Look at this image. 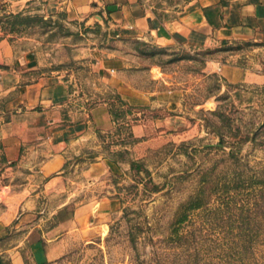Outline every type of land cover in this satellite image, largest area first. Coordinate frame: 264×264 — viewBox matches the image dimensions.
Here are the masks:
<instances>
[{
  "label": "rangeland",
  "instance_id": "1",
  "mask_svg": "<svg viewBox=\"0 0 264 264\" xmlns=\"http://www.w3.org/2000/svg\"><path fill=\"white\" fill-rule=\"evenodd\" d=\"M176 1L181 0L154 3L161 7ZM5 8L0 9L1 29L16 51L35 56L24 81L59 70L77 103L95 107L103 118L109 112L114 119L117 112V124L138 118L144 127L141 136L72 151L66 189L59 195L67 197V204L53 215L50 209L57 206H47L36 219L43 229L62 221L51 233L60 234L58 253L47 262L27 253L26 264H264V242L243 261L226 255L243 231L240 196L233 176L216 178L224 152L204 147L219 141L216 130L224 121L216 110L230 116L232 134L240 126L244 135L264 120V40L232 37L202 46L161 45L152 38L119 36L97 21L70 18L64 10L48 14L40 10L39 0L20 13ZM98 57L112 61L117 70L109 73H122L129 93L100 82ZM167 117L170 121L163 123ZM242 152L252 164L264 165V147L247 142ZM217 161V169L207 173L212 179L198 172ZM14 180L23 181V175ZM198 197L200 205L193 206ZM102 198L115 201L101 204ZM180 216L182 222L172 225ZM17 223L7 227L1 242L2 264H12L9 249L27 233ZM140 223L151 227H144L134 243L132 228ZM177 230L185 236L180 245L171 237ZM260 231L264 237V228Z\"/></svg>",
  "mask_w": 264,
  "mask_h": 264
},
{
  "label": "crops",
  "instance_id": "2",
  "mask_svg": "<svg viewBox=\"0 0 264 264\" xmlns=\"http://www.w3.org/2000/svg\"><path fill=\"white\" fill-rule=\"evenodd\" d=\"M35 1L0 0V9L6 6L4 10L20 13ZM154 1L39 0L40 10L48 14L64 10L70 18L97 21L119 36L152 38L161 45L202 46L232 37L264 40V0H181L161 7ZM208 7L215 8V23L205 13ZM34 62V54L16 51L9 34L0 27V246L1 237L15 219L16 227L27 230L24 240L9 249L12 264H26L27 253L37 262L56 257L60 234L51 233L62 221L43 229L36 219L44 216L47 206H57L49 207L53 215L67 204V197L59 195L66 189V162L73 150L144 134L139 132L144 127L138 118L131 124L128 120L117 124L109 112L103 118V113L96 115L95 107L89 110L77 103L59 70L24 81L23 73L32 70ZM97 66L102 84L129 93L130 85L122 73H109L117 70L111 60L98 57ZM250 77L263 79L261 75ZM124 98L130 99L128 95ZM20 175L23 181H15ZM112 201L102 198L100 203ZM78 212L76 209L74 214ZM0 260L2 264V256Z\"/></svg>",
  "mask_w": 264,
  "mask_h": 264
},
{
  "label": "trees",
  "instance_id": "3",
  "mask_svg": "<svg viewBox=\"0 0 264 264\" xmlns=\"http://www.w3.org/2000/svg\"><path fill=\"white\" fill-rule=\"evenodd\" d=\"M205 13L211 23H215L212 18V14L215 13L214 7L205 8ZM1 66V65H0ZM122 113H126V110H122ZM218 116L224 121L223 127H219L218 131L219 141L216 143L205 144V148L209 149H221L224 152L222 167L216 178L227 180L231 175L233 176V186L237 189L240 196V211L238 214V225L243 231L238 233L231 244L228 246L226 255L231 258L245 260V257L255 250L256 246L264 242V237L261 236V231L264 228V165L261 163L252 164L250 158L243 154L244 145L247 142L252 143L255 147H264V120L249 130L246 134H240V126L235 128V133L232 134L233 128L230 126V116L223 110L215 111ZM114 120L118 121V113L113 112ZM232 135V139L228 138ZM67 164V162H66ZM218 161L209 168L200 169L198 172L203 173L204 177L212 179L208 171L214 172L217 169ZM206 172V173H205ZM202 197H198L193 206H199ZM183 212L181 213V215ZM183 216L173 221L172 225L182 222ZM57 221V220H56ZM150 228L151 226H144V224L135 225L132 228V241L137 243L141 237L143 228ZM177 229V228H176ZM175 244H179V240L185 238L183 234L175 231L171 236ZM5 236L1 237V242Z\"/></svg>",
  "mask_w": 264,
  "mask_h": 264
},
{
  "label": "built area",
  "instance_id": "4",
  "mask_svg": "<svg viewBox=\"0 0 264 264\" xmlns=\"http://www.w3.org/2000/svg\"><path fill=\"white\" fill-rule=\"evenodd\" d=\"M218 69H219V70H221V69H222L221 65H219V66H218Z\"/></svg>",
  "mask_w": 264,
  "mask_h": 264
},
{
  "label": "water",
  "instance_id": "5",
  "mask_svg": "<svg viewBox=\"0 0 264 264\" xmlns=\"http://www.w3.org/2000/svg\"><path fill=\"white\" fill-rule=\"evenodd\" d=\"M99 18H100V16H99ZM0 262H1V260H0Z\"/></svg>",
  "mask_w": 264,
  "mask_h": 264
}]
</instances>
